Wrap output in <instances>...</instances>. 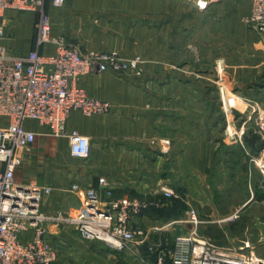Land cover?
<instances>
[{"label":"crops","instance_id":"0c3cea01","mask_svg":"<svg viewBox=\"0 0 264 264\" xmlns=\"http://www.w3.org/2000/svg\"><path fill=\"white\" fill-rule=\"evenodd\" d=\"M252 1L66 0L60 9L47 4L54 36L83 50L139 56L143 63L138 74L103 72L78 81L91 97L112 104L109 114L73 111L67 121L68 132L89 138L88 158L74 157L67 137H52L47 127L26 122L37 137L30 149L18 151L15 176L19 183L52 187L42 199L44 213H77L85 189L98 188L104 176L116 198L165 202L134 220L133 227L159 239L168 255L176 236L192 230L195 210L200 237L220 249L250 243L244 251L264 261V174L253 161H264V144L253 133L243 143L224 141L220 93L229 85L264 108V39L244 22ZM36 21V13L8 9L0 44L27 54L35 46ZM42 50L54 53L55 46ZM7 124L0 116V127ZM163 137L171 140L169 152L151 144ZM75 183L83 187L78 194L70 192ZM48 236L58 264H157L144 261L148 243L133 247L135 252H117L82 239L70 225L56 224L49 225Z\"/></svg>","mask_w":264,"mask_h":264},{"label":"built area","instance_id":"2783aa9c","mask_svg":"<svg viewBox=\"0 0 264 264\" xmlns=\"http://www.w3.org/2000/svg\"><path fill=\"white\" fill-rule=\"evenodd\" d=\"M65 2L0 0V40L6 37L2 19L8 9L37 14L35 46L30 52L16 55L0 44V116L8 119V124L0 127V264H58L59 253L48 236L50 224L70 225L84 240L101 242L117 252L148 243V252L156 255L157 264H164L168 258L172 264H264L254 251H244L252 248L250 243H244L238 250L220 249L200 237L202 221L195 210L190 211L192 230L186 236H176L168 255L161 242L149 243L148 236L133 227L134 220L150 209L161 208L163 203L134 196L116 198L104 176L99 177L98 188L85 189L81 207L72 215L63 211L47 214L41 210L42 199L51 194L52 187L17 182L14 168L17 153L30 149L37 137L27 121L47 127L52 137H67L72 155L86 159L91 150L89 138L76 130L68 132L67 121L73 111L86 116L109 114L112 104L91 97L78 86V81L103 72L138 74L143 63L139 56L124 59L112 51L83 50L65 37L54 36L47 4L60 9ZM244 22L264 39V0L252 1L251 12ZM48 44L55 46L54 53L42 50ZM221 72L219 68L220 79ZM220 93L224 141L243 143L245 136L253 133L264 144V108L257 101L238 95L229 85H223ZM151 144L169 152L171 140L163 137ZM253 161L264 174V161ZM82 190L77 183L70 187L75 194ZM163 193L172 196L171 191ZM25 233H30L29 239L23 238Z\"/></svg>","mask_w":264,"mask_h":264},{"label":"rangeland","instance_id":"374dc122","mask_svg":"<svg viewBox=\"0 0 264 264\" xmlns=\"http://www.w3.org/2000/svg\"><path fill=\"white\" fill-rule=\"evenodd\" d=\"M249 26V25H248ZM250 27V26H249ZM251 28V27H250ZM252 29V28H251ZM142 67V66H141ZM219 71V70H218ZM219 73V72H218ZM148 199H150V198H148ZM151 199H159V198H151ZM162 203H163V206L165 205V202L163 201V200H161V199H159ZM162 206V207H163ZM142 231V230H141ZM144 233V232H143ZM146 236H148L149 238V243H158V242H161L159 239H153V238H151L150 237V235H147L146 233H144ZM83 239V238H82ZM149 246V244L147 245V249L149 248L148 247ZM138 249H139V247H138ZM132 250L133 249H130V251L132 252ZM134 251V250H133ZM96 252V251H95ZM96 253H99V252H96ZM155 255V254H154ZM150 256V255H149ZM169 257V256H168Z\"/></svg>","mask_w":264,"mask_h":264},{"label":"trees","instance_id":"16d2710c","mask_svg":"<svg viewBox=\"0 0 264 264\" xmlns=\"http://www.w3.org/2000/svg\"><path fill=\"white\" fill-rule=\"evenodd\" d=\"M162 208V207H161ZM161 208H159V209H155V208H153L154 210H156V211H159ZM161 214V213H160ZM147 255H150V253L148 252V254ZM150 258L151 259H156V255H150ZM149 258V259H150Z\"/></svg>","mask_w":264,"mask_h":264}]
</instances>
